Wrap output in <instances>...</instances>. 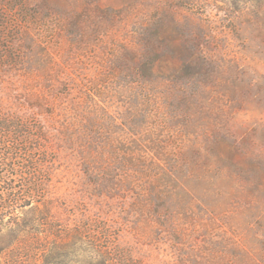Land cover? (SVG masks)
I'll return each mask as SVG.
<instances>
[{
	"label": "rangeland",
	"instance_id": "obj_1",
	"mask_svg": "<svg viewBox=\"0 0 264 264\" xmlns=\"http://www.w3.org/2000/svg\"><path fill=\"white\" fill-rule=\"evenodd\" d=\"M2 120L0 264H264V0H0Z\"/></svg>",
	"mask_w": 264,
	"mask_h": 264
},
{
	"label": "trees",
	"instance_id": "obj_2",
	"mask_svg": "<svg viewBox=\"0 0 264 264\" xmlns=\"http://www.w3.org/2000/svg\"><path fill=\"white\" fill-rule=\"evenodd\" d=\"M7 123V120H2L0 122V233L4 231L11 232L15 229V227L20 228L22 226L20 222H17L18 218L16 216L17 213L15 212L20 210L22 211L26 206H28L18 204L25 202L26 190L24 188L31 185L29 182L24 183L22 185L23 189L19 188L17 190L9 184L11 183V178L14 177L10 171L19 169L16 164H11V161L17 160L16 158L18 153H15L14 150H11L10 148L16 146L15 143H18L19 138L13 139L11 137L14 125H7ZM10 138L12 141L8 142L7 139ZM17 151H22V148H19ZM24 168L25 167H20L21 170H24ZM25 175L26 174H22V176L16 175V178L24 179ZM5 186H7V188H5ZM33 193H35V189ZM30 196L28 198H30Z\"/></svg>",
	"mask_w": 264,
	"mask_h": 264
}]
</instances>
